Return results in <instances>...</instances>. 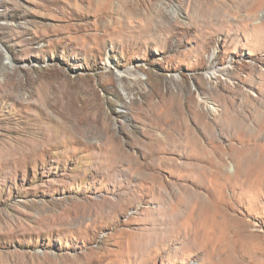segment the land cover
<instances>
[{
	"label": "rangeland",
	"instance_id": "374dc122",
	"mask_svg": "<svg viewBox=\"0 0 264 264\" xmlns=\"http://www.w3.org/2000/svg\"><path fill=\"white\" fill-rule=\"evenodd\" d=\"M262 125L264 0H0V264H264Z\"/></svg>",
	"mask_w": 264,
	"mask_h": 264
},
{
	"label": "bare ground",
	"instance_id": "6f19581e",
	"mask_svg": "<svg viewBox=\"0 0 264 264\" xmlns=\"http://www.w3.org/2000/svg\"><path fill=\"white\" fill-rule=\"evenodd\" d=\"M199 1V0H198ZM217 1V0H216ZM219 1V0H218ZM204 2V1H203ZM203 2H200V4H198V5H201V4H203ZM206 4V3H205ZM212 4V3H211ZM217 4V3H216ZM219 4V3H218ZM214 5V3H213V5L212 6H214V8H212V9H218V8H220V5ZM221 4V3H220ZM207 5V4H206ZM222 5V4H221ZM224 5V4H223ZM173 8H172V11H174L175 12V14L177 13V9L174 7V6H172ZM199 7V6H198ZM201 7H203L204 8V6L202 5ZM224 7V6H223ZM209 8V7H208ZM199 10H201V9H199ZM210 11V10H209ZM213 11V10H212ZM221 11L222 10H220V13H221ZM192 12V11H191ZM214 13H217V12H215V11H213ZM223 12V11H222ZM205 13V12H204ZM213 14V13H212ZM214 16V15H213ZM216 16H217V14H216ZM254 16V15H253ZM226 71V67H217V68H215V67H213V68H211V70L208 72V77H210V78H212V77H216L217 76V74L218 73H223V72H225ZM119 76H123V72H121V73H119L118 74ZM246 100V99H245ZM247 102H249V101H247ZM247 102H245V103H247ZM251 104V103H250ZM234 106V105H233ZM252 106V105H251ZM250 106V107H251ZM253 107V106H252ZM208 109L209 110H211V112L212 111H215V112H217V108L215 107V105L214 104H212V103H208ZM253 109V108H252ZM242 112V111H241ZM260 113V112H259ZM258 113V114H259ZM222 114V113H221ZM224 114H225V117H223V116H221V118H224V119H230L233 123H236V125L237 124H239L240 125V127H242L243 126V128L244 127H250V123H251V121H250V123H249V119H248V116L246 115V114H244V113H240V111L238 110V108L237 109H231V110H229V109H227V108H225L224 109ZM252 119V118H251ZM228 122H230V121H228ZM225 124V123H224ZM230 124H232V123H230ZM223 126V125H222ZM263 127H264V125H262ZM233 127V126H232ZM262 127V128H263ZM256 128V127H255ZM254 128V129H255ZM261 128V129H262ZM250 130V129H249ZM264 130V129H263ZM237 131H238V129H237ZM246 131V130H245ZM260 131V130H259ZM189 132V131H188ZM253 132V131H252ZM190 133H191V131H190ZM236 133V132H235ZM259 133V132H258ZM257 133V134H258ZM229 134H230V132H229ZM260 134V133H259ZM258 134V135H259ZM264 133H262V135H263ZM261 135V136H262ZM259 137V136H258ZM157 138V137H156ZM255 138H257V137H255ZM258 139V138H257ZM254 140H256V139H254ZM193 141V140H192ZM258 141V140H257ZM153 144V143H152ZM157 145V144H156ZM155 145V146H156ZM155 150V149H154ZM251 150V149H250ZM115 152V151H114ZM250 153V152H249ZM155 154V153H154ZM117 155V154H116ZM225 157V156H224ZM218 159L220 160V162L222 163L224 160H223V158L222 157H218ZM207 163V162H206ZM212 164V163H211ZM204 165V164H203ZM209 167V166H208ZM138 169V168H137ZM140 169V168H139ZM207 169V168H206ZM221 170H223V169H221ZM240 179V178H239ZM243 182H245V181H243ZM245 184V183H244ZM182 186H186V185H183V184H181ZM182 188V187H181ZM186 189H188V190H190L188 187L186 188ZM163 191V190H162ZM175 191V190H174ZM197 193L196 194H199L198 195V198H200L199 200H200V203H201V205H200V207H199V210H201V209H203V210H206L205 209V202H204V199L203 198H205V195L204 194H202L200 191H196ZM187 198V197H186ZM178 201V200H177ZM182 201V200H181ZM186 201V200H185ZM173 202V201H172ZM177 206V205H176ZM181 206V205H180ZM183 207H184V205H183ZM176 208V207H175ZM174 208V209H175ZM186 209V208H185ZM177 211V210H176ZM175 211V212H176ZM174 213V212H173ZM178 213V212H177ZM181 214V213H180ZM180 214L179 215H177V217H176V219L178 218V217H180ZM186 214V213H185ZM175 219V220H176ZM178 222V221H177ZM182 224V223H181ZM174 230L175 231H177V229H175L174 228Z\"/></svg>",
	"mask_w": 264,
	"mask_h": 264
}]
</instances>
